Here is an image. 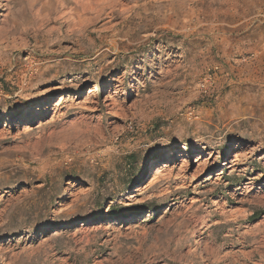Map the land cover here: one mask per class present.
I'll list each match as a JSON object with an SVG mask.
<instances>
[{
    "label": "rangeland",
    "instance_id": "rangeland-1",
    "mask_svg": "<svg viewBox=\"0 0 264 264\" xmlns=\"http://www.w3.org/2000/svg\"><path fill=\"white\" fill-rule=\"evenodd\" d=\"M0 264H264V0H0Z\"/></svg>",
    "mask_w": 264,
    "mask_h": 264
},
{
    "label": "bare ground",
    "instance_id": "bare-ground-1",
    "mask_svg": "<svg viewBox=\"0 0 264 264\" xmlns=\"http://www.w3.org/2000/svg\"><path fill=\"white\" fill-rule=\"evenodd\" d=\"M122 5V4H121ZM42 111V109L40 107L36 108V109H32L30 112H29V115L32 116L36 113H40ZM170 155H172L171 157L173 158L175 156V152L171 153ZM164 160V158H162L160 161H158L156 163V165L154 166V171H153V174H152V177H155L158 173H160L161 171V168L163 167V164H162V161Z\"/></svg>",
    "mask_w": 264,
    "mask_h": 264
}]
</instances>
